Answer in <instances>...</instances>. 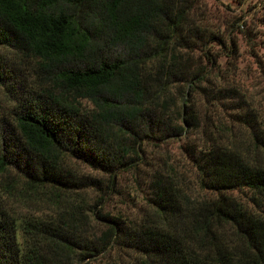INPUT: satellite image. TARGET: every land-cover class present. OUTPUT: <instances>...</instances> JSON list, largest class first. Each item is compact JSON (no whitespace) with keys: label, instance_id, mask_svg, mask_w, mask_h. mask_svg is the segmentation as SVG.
I'll return each mask as SVG.
<instances>
[{"label":"trees","instance_id":"1","mask_svg":"<svg viewBox=\"0 0 264 264\" xmlns=\"http://www.w3.org/2000/svg\"><path fill=\"white\" fill-rule=\"evenodd\" d=\"M200 3L0 0V264H91L115 249L132 264H264V125L238 116L244 153L212 134L203 108L219 103L209 86L221 77L209 48L238 47L198 19ZM173 141L209 196L192 198L165 164L139 221L104 212L120 175L140 177L144 146Z\"/></svg>","mask_w":264,"mask_h":264},{"label":"rangeland","instance_id":"2","mask_svg":"<svg viewBox=\"0 0 264 264\" xmlns=\"http://www.w3.org/2000/svg\"><path fill=\"white\" fill-rule=\"evenodd\" d=\"M196 15L198 19L203 20L206 27L217 31L225 40L233 41L238 47V52L233 58L226 51L223 54L215 45L209 48L211 53L220 55L218 71L221 79H216L215 75H212L213 84L209 86V94L218 99L219 103L208 110L203 108V111H207L212 134L223 139L230 138L234 143L243 145L239 149L244 153L249 145L246 143L249 129L237 122L238 116H247L264 125V6L260 0H201ZM221 126H225L230 133H217ZM180 145L181 143L174 141L160 149L153 148L150 144L145 145L146 163L138 168L140 177L131 173L120 175L115 186L120 195L113 194L106 198L102 205L103 211L122 218L126 223L139 221L148 212L145 204L146 180L155 169L163 168L165 164L168 165L167 168L172 167L178 172L192 198L209 196L197 191L195 169L182 154ZM253 156L259 159L262 155L261 153L257 155L253 150ZM73 168L81 175L107 179L103 176L101 178V175L91 172L82 165H73ZM135 177L140 187L135 185ZM232 195L249 204V192L234 191ZM91 197L90 205H93L92 199H95V194L92 193ZM100 207L101 205L98 206ZM31 212L39 217L41 213H47L48 208L36 204L31 208ZM88 213L89 211L85 210L76 212L80 219L82 215ZM95 227L96 224H93L89 217L83 224L85 233L94 234L92 232L95 231ZM135 258L129 251L115 249L90 262L132 264Z\"/></svg>","mask_w":264,"mask_h":264}]
</instances>
